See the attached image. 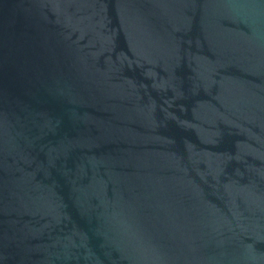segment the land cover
I'll use <instances>...</instances> for the list:
<instances>
[{"label":"water","instance_id":"1","mask_svg":"<svg viewBox=\"0 0 264 264\" xmlns=\"http://www.w3.org/2000/svg\"><path fill=\"white\" fill-rule=\"evenodd\" d=\"M0 264H264V0H0Z\"/></svg>","mask_w":264,"mask_h":264}]
</instances>
